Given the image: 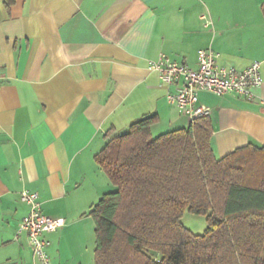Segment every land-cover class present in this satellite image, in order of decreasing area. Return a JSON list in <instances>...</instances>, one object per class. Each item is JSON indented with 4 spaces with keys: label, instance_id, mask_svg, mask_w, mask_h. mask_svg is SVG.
<instances>
[{
    "label": "crops",
    "instance_id": "1",
    "mask_svg": "<svg viewBox=\"0 0 264 264\" xmlns=\"http://www.w3.org/2000/svg\"><path fill=\"white\" fill-rule=\"evenodd\" d=\"M209 47L220 65L261 62L252 100L198 93L220 158L264 144V0H0V264H36L17 232L23 189L64 219L43 235L51 263L96 264L88 212L113 185L95 154L144 116L153 135L187 128L149 65L165 54L196 68Z\"/></svg>",
    "mask_w": 264,
    "mask_h": 264
},
{
    "label": "trees",
    "instance_id": "2",
    "mask_svg": "<svg viewBox=\"0 0 264 264\" xmlns=\"http://www.w3.org/2000/svg\"><path fill=\"white\" fill-rule=\"evenodd\" d=\"M134 121L95 154L113 188L88 215L96 264H264V144L216 158L208 118L151 133ZM204 214L193 234L183 213Z\"/></svg>",
    "mask_w": 264,
    "mask_h": 264
},
{
    "label": "built area",
    "instance_id": "3",
    "mask_svg": "<svg viewBox=\"0 0 264 264\" xmlns=\"http://www.w3.org/2000/svg\"><path fill=\"white\" fill-rule=\"evenodd\" d=\"M202 19L204 26H211V21L206 16L203 15ZM197 55L196 68L173 61L165 54H160L149 65L165 85L175 86V91L167 94V100L187 117L189 123L208 118L211 114L209 107L198 103V93L202 90L216 95L232 93L245 100L253 99L254 91L262 84L260 61H253L244 69L238 70L234 66L218 64L220 54L210 47L199 49ZM20 197L28 205V212L21 219L17 232L26 234L36 264H52L46 250L49 242L43 235L61 228L64 219L43 214L37 192L23 189Z\"/></svg>",
    "mask_w": 264,
    "mask_h": 264
},
{
    "label": "rangeland",
    "instance_id": "4",
    "mask_svg": "<svg viewBox=\"0 0 264 264\" xmlns=\"http://www.w3.org/2000/svg\"><path fill=\"white\" fill-rule=\"evenodd\" d=\"M181 223L185 228H187L193 234H202L207 226L206 216L204 214H194L188 211H185L183 213V216L181 218ZM93 243H94V239H93ZM93 247L94 244L92 246V249Z\"/></svg>",
    "mask_w": 264,
    "mask_h": 264
}]
</instances>
